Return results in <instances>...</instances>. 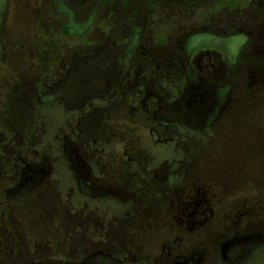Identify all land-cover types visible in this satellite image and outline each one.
Here are the masks:
<instances>
[{"label": "flooded vegetation", "instance_id": "obj_1", "mask_svg": "<svg viewBox=\"0 0 264 264\" xmlns=\"http://www.w3.org/2000/svg\"><path fill=\"white\" fill-rule=\"evenodd\" d=\"M41 1L61 23L46 37H15L13 1L0 10L1 59L9 45L41 46L0 86V264H264V0ZM188 8L196 26L156 42L148 14ZM90 28L89 48L55 49ZM203 30L244 42L231 58L187 49ZM55 106L75 120H62L53 167L48 126L33 122ZM60 168L74 212L48 178Z\"/></svg>", "mask_w": 264, "mask_h": 264}, {"label": "rangeland", "instance_id": "obj_2", "mask_svg": "<svg viewBox=\"0 0 264 264\" xmlns=\"http://www.w3.org/2000/svg\"><path fill=\"white\" fill-rule=\"evenodd\" d=\"M12 1H13L12 2L13 4L11 6V10L13 9L14 16L13 15L11 16V12H10V18H12L13 20V23H12L13 27H11V30L12 29L14 30V31L12 30V33L16 34L15 37H25L29 35L30 37L35 39L36 37H38L36 36V33L38 32H39V35H41L39 37H46L50 33L59 29V27L61 26V23L58 22L53 17V14L50 15V12H48L50 11V9H47V6H45L41 0H12ZM3 2L4 0H0V10L3 6L2 5ZM220 3L221 4L225 3V4H228L229 6V5H233L234 1L223 0ZM47 13H49L51 17H48ZM160 14L161 13L158 11V9H155L154 12H150L148 14L149 17L147 19L148 28H151V30L155 31V34H156L155 40L156 42H159V43L170 42V40L174 38L173 36L182 30L181 28H179L181 27L180 23H184L183 26L189 25L187 27V29L189 30L191 25H194L197 21L200 20V15H201L200 9L198 10L196 9L193 11V10H190L189 8L179 10V13H178L179 16H173V14H165V15H160ZM105 20H106V17L99 19V22L105 21ZM37 22L38 24H36ZM52 23H54V25ZM69 26L70 27H69L68 32L70 34H73L75 30L77 29V27L71 24ZM95 29L97 28L86 29V31L83 32L79 36L78 35L77 36L65 35L63 38L65 45H54L55 49H57V51L59 50V52L61 53H63L62 50L64 51V53L65 52L72 53L77 50L84 49L86 47L89 48L90 46H87V45L91 44V38L93 37V32ZM117 30L118 29H112L110 23L109 25H102L101 23L98 26V29L96 31H98L99 35L101 33L102 37L103 36L104 37H114V36L119 37ZM243 42H244V37L241 34H231L223 38H219L211 34L210 32L203 30L201 32L197 31L196 33H193L191 35V37L189 38V43L187 44V49L190 48L191 46H196V45H199V46L205 45V46H214V47L220 46L224 54L227 57L231 58L236 53L239 46ZM31 47L34 50L41 49V46L39 45L31 46L29 44H22V46H18L17 49L11 45L6 47V52L9 54V56L6 55L4 59H1L0 57V86L4 87L5 85L10 86L13 84L11 83L10 78L8 82L6 81V78H5L6 74L10 72L12 74L20 73L21 70H25L28 68V67H25V64H26L25 62H26L27 54L30 51ZM2 53H5V52L2 51ZM50 58L51 60L47 62V64L49 63V66H50L49 70L55 71L57 70V65H56L57 60H55V55ZM39 70H42L41 67H38V69L35 70V72ZM73 80L74 79H72V81ZM47 114L49 115V120H35L33 122L35 130H36L35 132L40 131L42 124L44 126L46 125L48 126L50 135H49L48 141H45V143L47 142L48 149H50V154L52 155V157H50L51 159L50 162L52 163L53 167H55L58 164H60L61 166L60 160L62 157L59 158V148H60L61 140H59L55 136L57 134H59V136H62L65 133L68 134V130H69L68 126H66V124L64 126L62 123V120H65V121L75 120V115L72 111H67L66 113H64L57 106L52 107L49 110H47ZM259 144H260L259 149L262 148V151L261 150L258 151V157H259L258 160L260 163H263L264 155H263V158H260L262 157L260 152H262V154L264 153V140L261 139V141H259ZM41 145H42L41 141L34 140L33 147L41 148ZM55 171L57 172L59 171L60 174H57V172ZM55 171L52 172L48 178L50 179V181H53L54 179H56L57 187L54 190L55 192L60 191L62 199L66 201V198L69 199L67 197V193H70L69 189L71 188L73 184L72 179H71L72 175L67 172L65 173L63 168H60V170L56 169ZM63 176H68L69 178V180L64 183L65 189L64 187H62L63 183L61 181V177ZM70 205L71 206L73 205L75 209L70 208ZM70 205L65 204V207L70 208L71 212H74L76 208L78 207L77 205H75L74 200H70ZM22 207H24L25 210H28V208L30 207V203L29 204L25 203L23 204ZM34 207L36 206H33V208ZM65 214H67V212H65ZM5 218L10 221L12 220L11 216H7ZM4 220L2 219L1 221L4 223L5 222ZM7 222L9 223V221ZM12 222H13L12 227L8 229L10 230V232L13 233L14 229L16 228L14 223L17 224L19 227L21 223H18L16 221H12ZM25 224L28 226V221H26ZM1 226L4 227L2 223H1ZM64 235H66L65 232L61 234V237L63 238ZM55 239H56L55 244H57L58 237L55 236ZM63 244L67 246L70 243L69 241L65 240ZM262 259H264V257Z\"/></svg>", "mask_w": 264, "mask_h": 264}, {"label": "trees", "instance_id": "obj_3", "mask_svg": "<svg viewBox=\"0 0 264 264\" xmlns=\"http://www.w3.org/2000/svg\"><path fill=\"white\" fill-rule=\"evenodd\" d=\"M23 210H25L24 207H23Z\"/></svg>", "mask_w": 264, "mask_h": 264}]
</instances>
